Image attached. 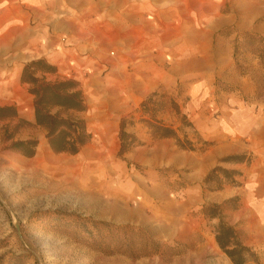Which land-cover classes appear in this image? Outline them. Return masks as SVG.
Returning <instances> with one entry per match:
<instances>
[{"label": "rangeland", "instance_id": "1", "mask_svg": "<svg viewBox=\"0 0 264 264\" xmlns=\"http://www.w3.org/2000/svg\"><path fill=\"white\" fill-rule=\"evenodd\" d=\"M9 3L2 0L0 7ZM94 11L98 17L102 13ZM141 13H148L146 7ZM135 46L141 48L135 55L126 46L107 55L101 81L76 80L85 86L83 119L91 141L75 156L50 150L44 130L34 124L28 86L20 83L16 66L0 59V108L15 109L26 122L0 124L14 136L6 141L0 131V264H233L215 240L220 223L231 226L256 254L257 262L246 264H264L260 209L218 194L224 186H236L239 176L232 184L218 172L204 183L182 161L172 167L168 154L174 159L184 150L173 139H153L140 124L127 132L141 145L123 156L118 137L120 120L128 115L138 120L140 103L158 93L167 105L158 119L178 130L180 140L186 134L194 146L184 152L206 154L229 140L246 148L250 134L264 133V40L244 36L227 60H152L147 41ZM214 46L203 50L214 52ZM37 59L42 58L27 63ZM170 100L193 128L181 127ZM249 116L259 123L249 135L234 137L236 129L245 131ZM27 140L37 142L33 157L10 149L12 141ZM246 154L258 159L264 145Z\"/></svg>", "mask_w": 264, "mask_h": 264}, {"label": "crops", "instance_id": "2", "mask_svg": "<svg viewBox=\"0 0 264 264\" xmlns=\"http://www.w3.org/2000/svg\"><path fill=\"white\" fill-rule=\"evenodd\" d=\"M65 1L62 6V0H10L0 7V59L18 68L19 81L23 66L36 58H44L56 67L59 79L79 80L84 76L85 83L101 81L107 55L123 46L135 55L141 52L135 45L142 39L148 43L152 60L174 56L199 61L227 60L233 54L234 43L247 35L264 40V0ZM143 7L155 17H150L153 22L148 13H141ZM98 8L102 12L99 17L94 11ZM72 11L81 15L78 20L69 15ZM122 11L126 13L119 14ZM145 17L151 23L148 26ZM188 44L192 46L184 56ZM206 44H215L214 52L204 51ZM79 88L85 93L84 82ZM258 123L249 116L245 131L236 129L234 137L246 135ZM248 141L242 150L241 145L229 140L218 142L206 154L181 151L174 159L168 155L172 167L182 161V166L193 169L197 180H205L217 166L240 170L238 184L229 189L224 186L218 194H227L223 200L236 197L240 203H253L264 217V155L252 158L249 164L222 162L227 157L257 151L264 145V133L250 134Z\"/></svg>", "mask_w": 264, "mask_h": 264}, {"label": "trees", "instance_id": "3", "mask_svg": "<svg viewBox=\"0 0 264 264\" xmlns=\"http://www.w3.org/2000/svg\"><path fill=\"white\" fill-rule=\"evenodd\" d=\"M57 74L56 67L49 64L44 58L26 63L20 74V83L28 86V93L33 97V118L36 127L45 132V138L50 150L54 154L77 155L91 141L83 115L87 111V105L79 84L73 79L48 80V76ZM160 97V98H159ZM158 99H164L158 93L150 94L140 103L136 113L140 114L138 120L128 115L119 123V156H123L130 150L140 146V142L134 134L127 129L134 128L137 124L145 126L151 133V137L157 139H173L177 146L184 151H193L194 146L183 134L179 139L178 130L172 126H166L158 119V114L167 109L166 103H160ZM170 109L180 117L182 128H193L186 117L181 113L179 105L170 100ZM5 120L25 124L11 107L0 108V124ZM16 128V127H15ZM4 139L12 140V133H8L0 126ZM181 131V129H180ZM37 142L35 140L12 141L10 149L19 152L24 157L31 158L35 155ZM251 157L247 154L227 157L222 162L235 164H249ZM222 173L226 180L232 184L235 176H240L236 171H226L219 167L213 169L206 177L204 183H208L212 175ZM233 177H229V176ZM215 240L220 250L233 264H246L249 260H256L257 256L251 248L244 246L237 237L235 230L224 223H220L215 232Z\"/></svg>", "mask_w": 264, "mask_h": 264}, {"label": "bare ground", "instance_id": "4", "mask_svg": "<svg viewBox=\"0 0 264 264\" xmlns=\"http://www.w3.org/2000/svg\"><path fill=\"white\" fill-rule=\"evenodd\" d=\"M43 149H44V147H41V148H40V153H42Z\"/></svg>", "mask_w": 264, "mask_h": 264}]
</instances>
